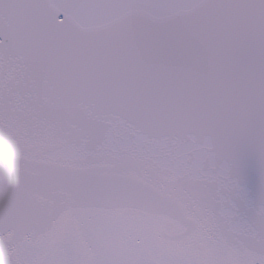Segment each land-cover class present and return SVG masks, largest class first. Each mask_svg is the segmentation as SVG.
<instances>
[{"label":"snow or ice","instance_id":"snow-or-ice-1","mask_svg":"<svg viewBox=\"0 0 264 264\" xmlns=\"http://www.w3.org/2000/svg\"><path fill=\"white\" fill-rule=\"evenodd\" d=\"M0 264H264V0H0Z\"/></svg>","mask_w":264,"mask_h":264}]
</instances>
